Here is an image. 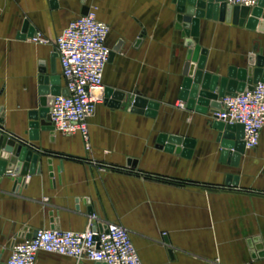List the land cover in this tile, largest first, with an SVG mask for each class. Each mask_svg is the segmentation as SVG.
I'll return each mask as SVG.
<instances>
[{"label": "crops", "instance_id": "0c3cea01", "mask_svg": "<svg viewBox=\"0 0 264 264\" xmlns=\"http://www.w3.org/2000/svg\"><path fill=\"white\" fill-rule=\"evenodd\" d=\"M85 6L109 27L113 55L104 68V90L125 98L116 109L104 101L96 106L86 142L55 131H39L37 141H28L41 64L49 75L53 42L81 16L82 5L0 0L2 126L45 153L41 174L27 175L15 189L11 171L0 177V261L31 230L54 224L81 232L93 215L128 231L142 264H264L251 258L247 244L255 236L264 242V129L258 145L245 148L232 167L220 159L209 112L178 108L187 48L175 28L174 0H86ZM25 20L47 45L18 38ZM199 46L207 51L204 72L222 78L230 67H246L249 55H264V33L201 19ZM54 75L63 89L57 57ZM135 96L159 104L155 118L131 111ZM161 133L193 140L191 156L159 148ZM35 264L98 263L39 252Z\"/></svg>", "mask_w": 264, "mask_h": 264}, {"label": "water", "instance_id": "95a60500", "mask_svg": "<svg viewBox=\"0 0 264 264\" xmlns=\"http://www.w3.org/2000/svg\"><path fill=\"white\" fill-rule=\"evenodd\" d=\"M51 8H57L58 0H49ZM86 0H80L82 5L81 15H86L89 8L85 6ZM176 4L175 28L181 32L183 44L187 48L178 99L185 103L188 111L201 114L215 112L220 107V99L224 96L235 95L245 90L250 91L253 85L264 83V55L259 50L256 56L249 55L247 66L242 68H228L227 76L218 78L208 72H204L207 51L199 46L201 19L232 22L234 25L245 27L250 31L264 33V0H258L256 6H229L225 0H174ZM34 34L27 20L23 22L18 38H30ZM254 47V50H256ZM114 50H117L115 48ZM113 52L110 53V57ZM56 54L50 56V74L46 75L41 64L38 76L39 98L38 108L28 112V141H37L39 131L53 133V128L48 122V113L54 97L66 96L67 92L59 86L60 80L55 73ZM125 98V94L119 91L104 90L103 101L111 108H119ZM159 104L140 96H135L131 111L150 118H155ZM3 120L0 118V177L5 171L13 173L14 189L25 182L28 175H40L42 158L45 156L25 140L14 137L3 129ZM212 129L217 131L216 141L220 144L222 162H228L236 167L240 157L245 153L243 141V126L230 125L214 120ZM158 147L166 151L181 153L190 157L194 141L188 138L168 136L161 133L158 137ZM49 177L53 178L51 160H46ZM232 185H237V177L233 178ZM89 214L92 211L89 209ZM52 221V220H51ZM51 229H57L52 224ZM37 230H31L26 239L34 237ZM250 255L253 260L264 259V242L260 236H255L247 241Z\"/></svg>", "mask_w": 264, "mask_h": 264}, {"label": "built area", "instance_id": "2783aa9c", "mask_svg": "<svg viewBox=\"0 0 264 264\" xmlns=\"http://www.w3.org/2000/svg\"><path fill=\"white\" fill-rule=\"evenodd\" d=\"M229 6H256L258 0H225ZM109 27L97 19L96 9L71 20L53 42L60 64L63 89L67 95L54 97L48 113L53 131L63 135L79 134L88 140L87 120L103 102V72L111 49L106 43ZM37 45L48 41L39 33L28 38ZM221 107L209 118L225 124L243 126L246 148L258 145L264 129V83L220 99ZM178 108L185 109L183 102ZM39 252L87 260L98 264H142L130 234L120 225L91 216L81 232L38 229L34 237L13 244L0 264H35Z\"/></svg>", "mask_w": 264, "mask_h": 264}, {"label": "rangeland", "instance_id": "374dc122", "mask_svg": "<svg viewBox=\"0 0 264 264\" xmlns=\"http://www.w3.org/2000/svg\"><path fill=\"white\" fill-rule=\"evenodd\" d=\"M30 44H32V45H33L34 43L30 42ZM216 262H217V261H216Z\"/></svg>", "mask_w": 264, "mask_h": 264}]
</instances>
